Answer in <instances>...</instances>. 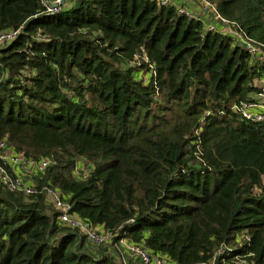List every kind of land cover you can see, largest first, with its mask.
Returning <instances> with one entry per match:
<instances>
[{
  "label": "trees",
  "instance_id": "trees-1",
  "mask_svg": "<svg viewBox=\"0 0 264 264\" xmlns=\"http://www.w3.org/2000/svg\"><path fill=\"white\" fill-rule=\"evenodd\" d=\"M264 53V0H207ZM156 0H0V141L51 163L0 184V264H116L69 213L169 264H264V54ZM78 161L87 168L77 171ZM221 261V262H220Z\"/></svg>",
  "mask_w": 264,
  "mask_h": 264
},
{
  "label": "built area",
  "instance_id": "built-area-1",
  "mask_svg": "<svg viewBox=\"0 0 264 264\" xmlns=\"http://www.w3.org/2000/svg\"><path fill=\"white\" fill-rule=\"evenodd\" d=\"M68 0H42L45 14L58 11L59 7ZM160 5H174L177 12L188 18L204 20V31H218L229 35L239 46L250 55L262 56L264 53L259 44L233 28V22L221 17L207 0H156ZM52 4H55L53 7ZM17 30L0 32V45L12 40ZM246 119L259 121L264 116V82L259 85L253 100L236 107ZM47 158L29 159L19 151L7 148L4 141H0V184L9 190L21 191L23 194L35 192L30 177L33 173L42 172L49 164ZM77 171L83 172L87 168L77 165ZM40 191L48 198L57 212L56 220L63 226L71 229L78 237H83L100 254L114 256L116 264H169L164 256L151 255L147 249L129 242L125 237L113 240V235L101 228L91 226L80 218L69 213V205L60 199L58 191L54 188L43 186ZM221 262V261H220ZM208 264H212L210 261ZM220 264H249L240 260Z\"/></svg>",
  "mask_w": 264,
  "mask_h": 264
},
{
  "label": "water",
  "instance_id": "water-1",
  "mask_svg": "<svg viewBox=\"0 0 264 264\" xmlns=\"http://www.w3.org/2000/svg\"><path fill=\"white\" fill-rule=\"evenodd\" d=\"M79 4H80V0H74L72 4L73 9H76L79 6ZM52 6L54 7L55 4H52Z\"/></svg>",
  "mask_w": 264,
  "mask_h": 264
},
{
  "label": "crops",
  "instance_id": "crops-1",
  "mask_svg": "<svg viewBox=\"0 0 264 264\" xmlns=\"http://www.w3.org/2000/svg\"><path fill=\"white\" fill-rule=\"evenodd\" d=\"M68 1H71V3L73 4V1H74V0H68ZM82 164L84 165V163H83L82 161H78V164H77V165L80 166V165H82Z\"/></svg>",
  "mask_w": 264,
  "mask_h": 264
},
{
  "label": "rangeland",
  "instance_id": "rangeland-1",
  "mask_svg": "<svg viewBox=\"0 0 264 264\" xmlns=\"http://www.w3.org/2000/svg\"><path fill=\"white\" fill-rule=\"evenodd\" d=\"M83 165V164H82ZM84 166V165H83Z\"/></svg>",
  "mask_w": 264,
  "mask_h": 264
}]
</instances>
